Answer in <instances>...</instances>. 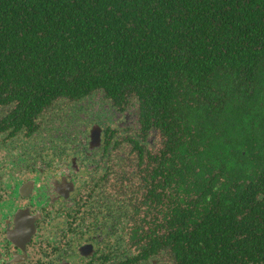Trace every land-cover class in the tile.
Wrapping results in <instances>:
<instances>
[{
    "label": "flooded vegetation",
    "instance_id": "1",
    "mask_svg": "<svg viewBox=\"0 0 264 264\" xmlns=\"http://www.w3.org/2000/svg\"><path fill=\"white\" fill-rule=\"evenodd\" d=\"M16 70L0 77V264H264L261 100L242 108L256 112L243 129L222 113L212 132L206 111L205 143L215 134L229 152L187 161L182 178L163 171L157 100L107 92L93 65ZM238 85L262 96L264 74Z\"/></svg>",
    "mask_w": 264,
    "mask_h": 264
},
{
    "label": "trees",
    "instance_id": "2",
    "mask_svg": "<svg viewBox=\"0 0 264 264\" xmlns=\"http://www.w3.org/2000/svg\"><path fill=\"white\" fill-rule=\"evenodd\" d=\"M88 64L98 68L90 74L104 75L95 83H107V92L131 85L150 104L158 101L163 171L186 177L187 161L214 164L219 153L229 152L215 134L205 143L206 111L215 132L222 113L243 129L256 112L242 108L253 106V97L264 105V95L238 85L264 74V0H0L2 85L18 68L21 75L29 66L37 75L61 68L66 76L75 66L71 75L79 76L89 72ZM221 89L223 107L214 102ZM247 164L253 165L241 169Z\"/></svg>",
    "mask_w": 264,
    "mask_h": 264
}]
</instances>
